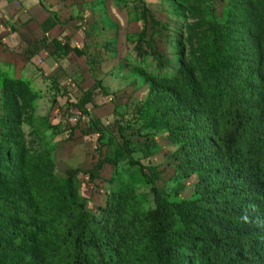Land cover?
I'll use <instances>...</instances> for the list:
<instances>
[{"label":"trees","instance_id":"obj_1","mask_svg":"<svg viewBox=\"0 0 264 264\" xmlns=\"http://www.w3.org/2000/svg\"><path fill=\"white\" fill-rule=\"evenodd\" d=\"M237 5L242 20L211 24L201 78L183 44L173 80L130 65L148 88L137 130L144 141H133V125L118 121L116 157L92 170L59 176L49 151L27 148L21 126L32 124L31 90L21 80L3 82L0 264H264V32L251 4ZM140 8L144 38L157 22L144 0ZM92 103L88 91L76 108ZM158 136L172 146V175L141 162L161 149ZM126 159V176L112 182L104 205L90 208L80 174L94 181L107 164L116 174Z\"/></svg>","mask_w":264,"mask_h":264},{"label":"rangeland","instance_id":"obj_2","mask_svg":"<svg viewBox=\"0 0 264 264\" xmlns=\"http://www.w3.org/2000/svg\"><path fill=\"white\" fill-rule=\"evenodd\" d=\"M246 1L259 16L257 20L264 32V0ZM116 2L121 8L117 11L120 28L115 37L116 46L109 48L104 42V48H95L88 55L92 61V71L97 77L103 74L104 80L112 76L117 79L114 90L110 88L112 93L109 96H102L100 91V96L93 92V103L79 110L76 106L80 105L84 97V87L72 80L67 79L65 85L58 83L61 88L57 89L53 83H49L47 87H39L21 80L31 90L30 113L33 118L32 124L21 126L24 135L21 141L31 151H49L56 165L55 172L62 177L76 169L92 170L102 158H115L117 149L122 144L116 126L118 121L123 120L124 123L133 125V129L127 132L133 141H144L138 136L137 130L140 107L147 97L148 88L142 86L140 80L129 71V67L128 70L124 68L125 65L142 66L157 77L173 80L176 76L173 68L176 49L183 44L185 58L195 64L197 75L201 78L200 47L209 34L211 24L223 21L228 16H237L242 20L241 13H244L237 5V0H149L157 23H149L146 37L141 38L140 34L145 27L144 22L140 21V0H115ZM104 39L112 41L114 38ZM98 66L99 70L96 68ZM203 83L206 86L209 82ZM2 114L0 97V116ZM95 122L104 131V136L101 137L103 139H100ZM156 140L161 148L159 152L141 162L144 165L158 166L165 175H172L173 168L168 166L167 159L172 146L162 136L156 137ZM130 168V162L126 159L118 162L117 177L115 168L109 164L105 165L94 181L87 174L81 173L80 196L88 202L90 208L96 210L104 205L109 189L114 186L112 182L119 180L120 176L125 177ZM165 182L160 181L158 185L163 188ZM186 184H190V181H186Z\"/></svg>","mask_w":264,"mask_h":264},{"label":"crops","instance_id":"obj_3","mask_svg":"<svg viewBox=\"0 0 264 264\" xmlns=\"http://www.w3.org/2000/svg\"><path fill=\"white\" fill-rule=\"evenodd\" d=\"M144 1L151 11L149 0ZM120 9L115 0H0V97L3 82L13 78L39 87L53 83L56 89L69 79L85 93L104 96L101 84L109 96L117 79L97 77L88 55L107 44L116 46Z\"/></svg>","mask_w":264,"mask_h":264},{"label":"clouds","instance_id":"obj_4","mask_svg":"<svg viewBox=\"0 0 264 264\" xmlns=\"http://www.w3.org/2000/svg\"><path fill=\"white\" fill-rule=\"evenodd\" d=\"M245 220H247V217H245Z\"/></svg>","mask_w":264,"mask_h":264}]
</instances>
